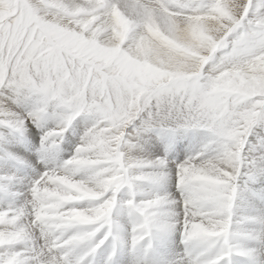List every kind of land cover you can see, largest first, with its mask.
Listing matches in <instances>:
<instances>
[{
  "label": "snow or ice",
  "instance_id": "obj_1",
  "mask_svg": "<svg viewBox=\"0 0 264 264\" xmlns=\"http://www.w3.org/2000/svg\"><path fill=\"white\" fill-rule=\"evenodd\" d=\"M0 264H264V0H0Z\"/></svg>",
  "mask_w": 264,
  "mask_h": 264
}]
</instances>
